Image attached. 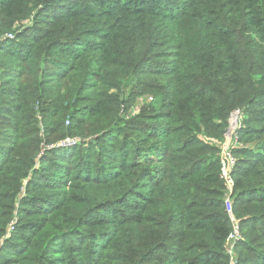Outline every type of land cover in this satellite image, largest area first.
<instances>
[{
  "label": "trees",
  "instance_id": "obj_1",
  "mask_svg": "<svg viewBox=\"0 0 264 264\" xmlns=\"http://www.w3.org/2000/svg\"><path fill=\"white\" fill-rule=\"evenodd\" d=\"M233 219L264 264V0H0V264H230Z\"/></svg>",
  "mask_w": 264,
  "mask_h": 264
},
{
  "label": "built area",
  "instance_id": "obj_2",
  "mask_svg": "<svg viewBox=\"0 0 264 264\" xmlns=\"http://www.w3.org/2000/svg\"><path fill=\"white\" fill-rule=\"evenodd\" d=\"M241 119H242V113L239 112L236 114L235 121L232 123L230 139H228L226 142L219 145L220 146V157L224 165V177H225L224 192H225L226 206H227V211L229 212L230 215H231L230 194L232 192L233 184H234L232 170L236 165V158L233 153V150L239 145L236 131L240 127ZM68 141L70 142L73 140L67 139V142ZM232 227H233L232 234L226 245V252L230 256V259H231L230 264H234L235 262L234 257H233L234 243L238 239H240L239 224L237 220L235 219L232 220ZM13 229H14V221L9 223L8 234L12 232Z\"/></svg>",
  "mask_w": 264,
  "mask_h": 264
},
{
  "label": "rangeland",
  "instance_id": "obj_3",
  "mask_svg": "<svg viewBox=\"0 0 264 264\" xmlns=\"http://www.w3.org/2000/svg\"><path fill=\"white\" fill-rule=\"evenodd\" d=\"M148 98H151V96H150V94L147 96ZM144 97H141V98H137V100H135V102L132 104V105H142L143 103H144V101L142 100ZM233 119V121H235V117L234 118H232ZM229 139H230V137H229ZM220 144H222V143H220ZM240 145V144H239ZM248 146V145H247ZM241 147V146H240ZM242 147H243V145H242ZM235 263V262H234Z\"/></svg>",
  "mask_w": 264,
  "mask_h": 264
}]
</instances>
